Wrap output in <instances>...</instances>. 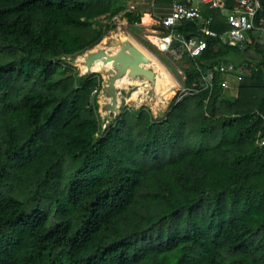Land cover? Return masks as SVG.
Here are the masks:
<instances>
[{
	"label": "trees",
	"instance_id": "1",
	"mask_svg": "<svg viewBox=\"0 0 264 264\" xmlns=\"http://www.w3.org/2000/svg\"><path fill=\"white\" fill-rule=\"evenodd\" d=\"M119 1L0 0V264H264V46L236 98L202 79L229 63L210 40L166 117L125 110L103 129L102 77L65 59L115 30L101 19Z\"/></svg>",
	"mask_w": 264,
	"mask_h": 264
},
{
	"label": "built area",
	"instance_id": "2",
	"mask_svg": "<svg viewBox=\"0 0 264 264\" xmlns=\"http://www.w3.org/2000/svg\"><path fill=\"white\" fill-rule=\"evenodd\" d=\"M193 1L200 0H175L173 12L162 22L165 29L170 31L168 35L169 50L172 58L177 62L183 59H199L209 47L210 40L219 39L221 43L236 47L238 44L245 47L244 32H264V20L258 21L261 9L260 0H233V7L227 10L229 0H201L210 10H223L225 21L229 30L224 33H217L213 30L214 17L204 15L198 8L192 5ZM187 22L197 23L199 31L189 38L177 34L176 28ZM238 72L232 64L215 66L212 70L203 75L202 79L207 86L213 85L215 74H227ZM240 73V72H239ZM227 88V83H221ZM264 146V142L261 143Z\"/></svg>",
	"mask_w": 264,
	"mask_h": 264
},
{
	"label": "rangeland",
	"instance_id": "3",
	"mask_svg": "<svg viewBox=\"0 0 264 264\" xmlns=\"http://www.w3.org/2000/svg\"><path fill=\"white\" fill-rule=\"evenodd\" d=\"M199 3V7L202 10L206 9V5L204 6L202 1H196ZM197 7V8H198ZM123 8L120 7L119 10H122ZM206 11H208L206 9ZM124 17V18H123ZM144 21V23H143ZM142 21L141 24H135V25H130L127 20H125V15H120L118 18H113L110 19L109 17L107 18H102L101 22L104 25L108 26H113L115 30L109 32L103 41L100 44H103L104 42L110 41L112 38H117L118 34L123 35L126 38L131 39L135 44H137L139 47H141L145 52H147L149 55H151L159 64L160 66L170 75V77L173 79L175 84L177 85V89L175 91L174 97L171 100L169 106L166 109H163L160 114L154 112L151 107L153 108L155 106V103L157 102L156 99V92L154 91H149V95L147 97L148 103L138 105L136 101H128L130 98L132 92L136 90V87L132 88L131 92H128L126 89H120L119 94H120V107H121V112L123 113L125 110H139L142 107H148L152 114L156 118H163L166 117L167 114L170 112L171 107L175 100L180 101L184 95L188 94L187 89L185 88V66L184 64L188 63H182V62H177L175 61L169 50V44H168V34H164L163 32L155 29H151L152 27L150 26V22L146 21L145 19ZM158 26L163 25V22H156ZM155 24V25H156ZM152 33L155 34V39L152 37ZM245 35V47L242 49L241 45L238 44V46L233 47V46H222L223 52H224V61H229L230 64L234 65L235 68L239 71H242L247 68L246 66L249 64H253V67L257 66L258 63H260L261 59L259 60L254 59V58H249V53L250 51H247L248 47L253 46L255 47L256 44H260L264 46V32H244ZM97 45V46H100ZM96 46V47H97ZM95 47V48H96ZM251 50H254L252 48ZM85 54V53H84ZM78 55L76 57H69L71 60H68L69 58L65 59L66 63H69L71 66L76 68L79 72L80 76H84L81 74V71L79 67L77 66L76 60L78 57L83 56ZM249 72V70H247ZM250 73V72H249ZM236 77V76H235ZM236 79L242 80L239 77H236ZM251 81L250 78L244 79V81L240 82L239 85H241L243 82L249 83ZM103 84V83H102ZM98 103H99V111L100 113L102 112V98H101V93L98 98ZM103 124H104V115L103 112L101 113ZM117 118V115L111 114L110 120L113 122ZM106 127L103 126V129ZM107 129V128H106Z\"/></svg>",
	"mask_w": 264,
	"mask_h": 264
},
{
	"label": "water",
	"instance_id": "4",
	"mask_svg": "<svg viewBox=\"0 0 264 264\" xmlns=\"http://www.w3.org/2000/svg\"><path fill=\"white\" fill-rule=\"evenodd\" d=\"M163 30L166 31L164 27ZM100 46L101 47L99 49L93 48L92 50L87 51L85 53L86 56L84 60L86 66L90 69L94 63H101V71L94 73L90 70L84 76L88 77L93 74H99L103 79L102 90L100 93L101 98H105V103L101 105V108L104 115L103 126L108 128L112 123L110 120L111 114H115L117 117L122 114L117 82L125 78L135 81L146 80L150 83V85H148L149 87H147V85L144 87L148 93L150 90H155L154 86L157 76L152 69L147 68V66L151 63V59L142 53V51L138 49V47H136L130 40L122 41L119 38H112L110 41L100 44ZM106 46L113 48H117L119 46V50L116 51V53L109 54L103 49V47ZM249 58L257 59L259 58V55L255 50H251ZM68 60H71V58ZM237 74L241 77H247V75H243L239 72ZM101 113L99 111L100 115Z\"/></svg>",
	"mask_w": 264,
	"mask_h": 264
},
{
	"label": "bare ground",
	"instance_id": "5",
	"mask_svg": "<svg viewBox=\"0 0 264 264\" xmlns=\"http://www.w3.org/2000/svg\"><path fill=\"white\" fill-rule=\"evenodd\" d=\"M122 41L130 40L138 49L142 51L148 58L151 59V63L147 66V68L152 69L156 73V82H155V92H156V99L157 102L155 103V106L152 108V110L158 114L163 109H166L171 100L174 97L175 91L177 89V85L173 81V79L170 77V75L160 66V64L147 52H145L141 47H139L137 44H135L131 39L126 38L125 36H121L118 34V37ZM101 46H97L95 49H99ZM104 50H106L109 54L116 53V51L119 50V46L117 48H113L110 46L103 47ZM86 54L83 56L78 57L77 59V66L79 67L81 74L85 75L90 70L92 72H100L102 64L101 63H94L91 69L86 66L85 64V58ZM145 85L149 87L150 83L146 80L139 81V80H132L129 78H125L123 80H119L117 82V87L120 91V89H126L128 92L132 91V88L136 87V90L132 92L130 98L128 101H136L138 105H142L145 103H148V93L144 89ZM119 94V92H118ZM120 97V94H119ZM105 103V98H102V104Z\"/></svg>",
	"mask_w": 264,
	"mask_h": 264
},
{
	"label": "crops",
	"instance_id": "6",
	"mask_svg": "<svg viewBox=\"0 0 264 264\" xmlns=\"http://www.w3.org/2000/svg\"><path fill=\"white\" fill-rule=\"evenodd\" d=\"M174 3H175V0H126V1H119L115 5V10L118 12V14L116 15V18H118V16H120V15H122V16L125 15L127 12H132L134 14H141L143 16L142 21L145 19L146 21L150 22L148 24H150V26L152 27L151 28L152 30L153 29L159 30V31L163 32L164 34L169 35L170 31L168 29H165L166 31H164L163 27H161V25L158 26L156 24V22L163 21L166 17H168L172 14ZM192 5L197 8L199 6V3H197L196 1H193ZM120 7H122L123 9L119 10ZM199 7H198V9L202 13L204 12L205 14L207 12L206 9H209L208 6H205L206 7L205 10H202V9H200L201 7L200 8ZM218 11L224 12L223 17L225 19V12L226 11H223V10H218ZM143 23H144V21H143ZM182 24H180L176 28V31H175L176 33H177L178 28ZM195 24H197V23H195ZM198 29H199V25H198ZM151 35L154 39L156 38L154 33H152ZM189 36L190 35H188L187 38ZM223 64H230V63H223ZM237 71L242 73L243 75H247V77L239 76L237 74L238 72L233 73V74L232 73L219 74V81L221 83H227V85H228L227 88H224V96L225 97L236 98L238 96V91H239L240 86L242 84H244V82L241 85H239V83L244 81V79L249 78L250 73L247 71V68L245 69V71L244 70H242V71L237 70ZM235 76L241 78L242 80L236 79Z\"/></svg>",
	"mask_w": 264,
	"mask_h": 264
}]
</instances>
